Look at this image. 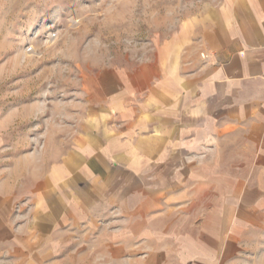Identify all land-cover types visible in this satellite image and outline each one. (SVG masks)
<instances>
[{"label": "crops", "instance_id": "crops-1", "mask_svg": "<svg viewBox=\"0 0 264 264\" xmlns=\"http://www.w3.org/2000/svg\"><path fill=\"white\" fill-rule=\"evenodd\" d=\"M86 94L42 149L0 134L3 263L234 264L264 217V0L208 8Z\"/></svg>", "mask_w": 264, "mask_h": 264}, {"label": "rangeland", "instance_id": "rangeland-1", "mask_svg": "<svg viewBox=\"0 0 264 264\" xmlns=\"http://www.w3.org/2000/svg\"><path fill=\"white\" fill-rule=\"evenodd\" d=\"M225 1L0 0V120L28 113L0 134H12L22 150L42 149L54 104L59 123L69 103L82 118L86 93L104 71L148 63L186 23ZM37 104L45 108L35 114ZM262 218L245 232L234 264H264Z\"/></svg>", "mask_w": 264, "mask_h": 264}, {"label": "built area", "instance_id": "built-area-1", "mask_svg": "<svg viewBox=\"0 0 264 264\" xmlns=\"http://www.w3.org/2000/svg\"><path fill=\"white\" fill-rule=\"evenodd\" d=\"M205 57V56H204Z\"/></svg>", "mask_w": 264, "mask_h": 264}]
</instances>
